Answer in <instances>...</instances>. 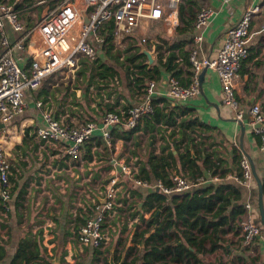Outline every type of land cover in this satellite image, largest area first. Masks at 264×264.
<instances>
[{
	"label": "crops",
	"instance_id": "obj_1",
	"mask_svg": "<svg viewBox=\"0 0 264 264\" xmlns=\"http://www.w3.org/2000/svg\"><path fill=\"white\" fill-rule=\"evenodd\" d=\"M0 1L6 2L8 0ZM51 4L50 0H44V2L33 0L32 3L18 8L19 17L25 29L35 24ZM255 4L260 6V11L251 21L248 54L241 61L233 83L234 94L238 102V109L242 111V118L237 119L234 115L235 111L225 101L219 76L212 68L207 67L204 73L199 95L187 102L178 103L167 96V81L170 73L157 61L161 53L165 58L168 52L164 51V42L174 43L176 41V43H181V41H185V43L182 42V46L188 50L192 47L197 48L199 57L213 58L222 45L227 29L236 22L245 8ZM202 6H213L216 9V15L205 28L196 30L192 26L191 32L186 36L177 32L178 26L183 27L182 22H179L176 28H168L160 19H143L133 33L126 35L122 41L115 40V60L106 55L104 49L97 48L96 45L98 54L94 62L100 60L102 63L115 68V90L112 92H110V86L97 84L90 80L94 65H92L93 61L91 62L86 58L84 61L87 64L85 65L82 63L83 61H80L75 71L62 68L47 76L38 89H27L25 96L28 105L25 110L9 121L4 122L0 119V144L5 150L12 168L9 210L5 212L4 209H0V238L5 245V255L0 260V264L12 263L21 240L29 239L33 242L38 236L42 238L41 243L45 247L48 263L56 252L60 254V264L61 262L69 264L95 263V248L80 246L75 235V230L79 227L76 222L78 219L83 222L85 214L82 210H78L75 218L71 215L72 201L75 191L82 181V176L85 175V166L77 164L68 169L64 157H50L59 153V150L52 148L42 152L39 150L41 142L36 137L35 129L41 123V115L36 102L42 100L49 106L51 105L56 116L67 117L69 121L95 118L99 113L106 110V104H110L116 109L123 108L125 105H135L138 102L139 90L137 89L136 92L135 88H131L127 84L126 71L128 73V69L133 68V63H129L126 58L127 55L135 53V45L140 53L139 44H142L144 38L147 41L146 48L155 55V60L150 66L146 65L147 58L144 56V64L150 70H153L155 66L158 68V74H155L154 79H152L155 82L153 97L154 99H164L156 105L162 106L166 101L171 107L177 108L179 106L181 111L185 113L176 116V122L182 117L208 126V129L201 127L200 131L197 129L191 133L195 138V147L190 146L189 151L198 171L190 174L186 171L185 174L193 179L201 176L205 180L189 192L208 186L233 184L241 194L239 204L243 207L245 204H249L251 207L249 211L245 210V216L249 214L255 222H258L255 179L252 176L245 183L239 184L232 176L236 175V170L239 168L238 160L235 157L242 151L250 156L261 181L264 176V149L261 148L248 113L249 108L254 104H259L261 108H264V0H236L232 11L223 8L220 0H200V7ZM4 30L11 42H15L20 36V33L13 31L7 22L4 24ZM199 32L202 33V39L196 43L193 35ZM159 46L163 47L159 48ZM3 51L4 48L0 46V54ZM14 57L18 59L21 67L27 72L30 60L25 51L16 49ZM82 58L85 57L81 55L80 59ZM164 58L162 59L163 62ZM180 60L181 58L178 56V65H182L180 77L184 80L188 77L190 67L185 68ZM76 76L78 81H75ZM131 77L132 75H130ZM149 80H144V86ZM45 81H47L46 84ZM81 83L84 87L80 86ZM45 87L47 88L43 91H47V93L40 95L41 88L45 89ZM44 98L46 99L43 100ZM70 99L74 101H69ZM85 99H87L89 106L85 105ZM84 110L87 111V114L84 113ZM172 128V125L164 124L161 121L153 123V128L149 129L143 123V119L139 122L138 128L131 134L127 132V129L115 128V131L113 130L115 158L128 159L129 155H135L140 163V160L145 161L150 153L165 155L172 151L176 156L175 145L181 151L185 143L178 142V133L173 137H167ZM240 144L242 145L240 146ZM162 147H164L163 151H161ZM206 155L214 165L219 166L216 170L218 173H224L223 177H219L218 174L214 175L215 169L212 168L215 167H210L209 163L207 165L204 163ZM95 167V169L108 170L110 160L105 156L103 160L98 161ZM117 170L118 168H115V173L117 172L119 183L123 186L121 178L124 179L126 176ZM172 172L175 171L172 170ZM43 174L47 176L45 177ZM128 181L130 180L128 179ZM62 183H65V186H61ZM130 183L131 187L124 192H128L131 199L137 201L138 204L141 203L142 206L145 194L150 189L133 186L131 181ZM84 187L93 194L96 180L89 183L85 182ZM0 204L2 205L1 202ZM85 204L87 203L85 202ZM230 208L231 206H228L224 214H229ZM143 216L148 218L149 214L144 212ZM139 217L140 214L130 217L129 213L117 218L118 224L122 222L121 225L125 223L127 227L123 231L115 230L118 233L113 238L112 244L107 249H100L102 252L99 254L101 262H103L104 256H107L109 264L112 247L114 248L113 258L116 262L120 261L122 253H124L125 258L129 247L133 245L130 236L135 224H139ZM231 234L232 232L222 236L224 239L219 240L222 245H219L215 251H209V245H206L205 253L197 256V264H230L231 262L251 264L249 263V259L252 258L249 254L251 251L257 255V258H261L264 253V240L262 238L255 239L252 249L250 246H243L237 235L228 238ZM118 240L124 241V245L118 244ZM28 247H30L29 250L35 251L32 245L29 244ZM115 255L120 257L115 259ZM129 259L130 257H128ZM13 264L33 263L31 261L26 263L25 260L16 258ZM136 264H140L139 261Z\"/></svg>",
	"mask_w": 264,
	"mask_h": 264
},
{
	"label": "built area",
	"instance_id": "obj_2",
	"mask_svg": "<svg viewBox=\"0 0 264 264\" xmlns=\"http://www.w3.org/2000/svg\"><path fill=\"white\" fill-rule=\"evenodd\" d=\"M18 1L0 2V46L4 48L0 54V119L4 122L25 110L28 105L25 96L27 89H38L47 76L62 68L75 71L78 68L75 56L83 55L89 61H94L97 56L95 45L103 42L97 30L104 22L113 20L114 42H119L126 35L133 33L143 19H160L168 28H176L179 25L178 12L182 3V0H58L56 4L49 5L32 28L25 29L15 7ZM235 1L220 0V3L223 8L232 11ZM259 11L258 4L245 8L236 22L227 29L215 57L201 58L197 48L192 47L188 56L192 72L191 83L182 86L169 75L167 96L178 103L187 102L199 95L201 89L198 78L202 68L206 66L217 72L225 101L235 111V117L242 118L233 83L241 61L248 54L251 21ZM216 13L213 6L200 7L196 13L194 28H205ZM5 22L13 31L20 33L15 42L8 39L4 30ZM193 39L196 43L201 41L202 33H194ZM142 41L144 42L145 38ZM16 49L24 50L29 57L27 72L14 57ZM154 94L155 82L149 80L139 90L138 102L135 105L119 108L117 111L104 110L95 118L73 121H69L67 117L56 116L51 105L42 100L36 102L41 115V123L35 129L36 137L41 142L39 150H59V153L50 157H64L68 169L77 164L85 166V175L75 191L71 208L73 218L77 216L78 210L85 214L76 236L82 247L91 246L102 250L109 241V222L128 213L123 211L131 207V196L123 191L115 168H118L117 171L124 174L133 186L159 191L167 199L189 192L205 180L203 177L192 179L186 174H174L171 186L164 185L159 179L148 182L136 177L140 166L137 156L129 155L128 159L115 158L113 130L134 128L145 115L152 113L155 106L152 101ZM248 113L261 148L264 149V110L259 104H254ZM257 124L259 126H256ZM105 156L110 160V168L103 169L104 171L101 168L95 169L98 161L103 160ZM239 167L241 176L232 177L239 184H243L252 177L249 160L243 153ZM11 174V164L0 144V202L5 212L9 210L11 199ZM92 180H96L93 194L84 187L85 182ZM61 186H65V183ZM244 209L249 211L251 207L245 204ZM239 227L243 246H251L256 238L264 240L261 225L249 214L244 216Z\"/></svg>",
	"mask_w": 264,
	"mask_h": 264
},
{
	"label": "trees",
	"instance_id": "obj_3",
	"mask_svg": "<svg viewBox=\"0 0 264 264\" xmlns=\"http://www.w3.org/2000/svg\"><path fill=\"white\" fill-rule=\"evenodd\" d=\"M12 1L13 0H8L6 2L11 3ZM32 1L33 0H19L16 3L17 10L20 7L32 3ZM199 9L200 0H182L179 7V22L183 23V27L178 26L177 32L185 36L191 32L192 26L194 27L196 13ZM33 26L34 24L31 25L30 28ZM113 31V20L110 19L104 22L99 30H97L103 42L96 45L97 48L104 49L105 54L111 56L115 60V55L112 53L115 47ZM182 42L185 43V41H181V43H176V41H174V43L164 42V51L168 52L165 58L163 53H161L157 61L179 82V84L188 86L192 81L191 63L188 59L190 49L188 50L182 46ZM162 47L163 46H159V48ZM134 48L135 53L127 55L128 57L126 58L129 63H133V68L128 69L129 72L127 73L126 71V75L127 84L131 88H135L137 92V89L140 90L144 86L145 79H154V75L158 74V68L155 66L153 70L147 69L144 64V55L138 52V47L136 45ZM178 56H180V61H182L185 68L190 67L188 77L184 80L180 77L182 65H178ZM163 58L165 59L164 62L162 61ZM82 59L84 60L86 58ZM82 63L85 65L87 64L85 61ZM92 65H94V68H92L90 80L97 84L101 83V85L110 86V92L115 90V68L102 63L100 60H96V62L93 61ZM130 75H132L131 78ZM75 81H78L77 76L75 77ZM46 82L47 81H45V84ZM83 83L85 84V82ZM46 88L47 87H45V89L41 88L39 94L45 95L47 91L43 90H46ZM45 99L46 98L43 100ZM152 101L155 105L153 112L142 118L145 126L152 129L153 123L161 121L164 122V124L172 125L173 128L167 134V137H173V135L178 133V142H184L185 145L181 151H179L178 146L175 145L177 151L176 156L172 151H169L165 155H162V153L158 155L150 153L145 161L140 160L139 173L136 177L148 182L159 179L164 185L171 186L172 176L174 174H185L186 171L190 174L198 171L195 161L191 158L189 151L190 146L192 148L195 147V138L191 133L195 132L197 129L200 131L201 127L208 129V126L198 121L191 120L190 118H188L190 120H186L181 117L180 120L176 122L175 117L185 113L181 111L179 106L177 108L171 107L169 102L166 101L164 105L157 106L156 104L158 102L164 101L162 98H153ZM127 107L129 106L125 105L123 108ZM262 109L264 110V108ZM106 110L117 111V109L110 104H106ZM138 124L134 128L128 129L127 132L130 134L133 133L138 128ZM187 129H190V131H187ZM199 145H201V143H199ZM86 148V151H88L89 145H87ZM163 150L164 147L161 148V151ZM240 157L241 153L235 157L238 160V164ZM204 163L206 165L209 163L210 167H215L212 168L215 169L213 172L214 175L218 174L219 177L224 176V173L217 172L216 169L219 168V166L217 167L214 165L209 160L208 155H206ZM172 170L175 172H172ZM236 172L237 176H241L240 167L237 168ZM11 179L12 176L10 175V180ZM122 181L128 180L122 179ZM262 184L264 198V176ZM129 186L130 185H123V191H126ZM240 200L241 194L238 188L229 183L198 188L186 194L174 195L169 199L159 191L149 190L145 194L140 208L138 207L137 201L132 202L134 211L130 213V217H133L135 214H140L139 224H135L133 232L131 233L130 241L133 242V245L129 247L122 264H136L137 261H139L140 264H197V256L198 254L205 253L207 250L206 245H209V251H215L219 245H222L221 241L224 239L222 237L223 235L232 232L231 236L228 238H233L236 235L238 238L240 237L239 223L246 213L243 205L239 204ZM19 203L21 204V202ZM234 203H236V205H234ZM228 206H231L230 212L229 214H224ZM0 207V209H3L1 204ZM144 212L149 214L148 218H144ZM76 223L80 225L82 222L78 219ZM115 224L119 226L118 219H115ZM125 227L127 226L123 223L122 227H119V230L123 231ZM77 232L78 228L75 230L76 236ZM219 234L220 236H218ZM41 239L42 238L38 236L33 242L29 239L24 241L21 240L19 242L18 252L15 254V258L11 264H13L16 258L25 260L26 263L31 261L33 264H49L47 260L48 256L45 255V247H43ZM220 239L221 241L219 242ZM239 240L242 242L241 237ZM29 244L32 245L35 251L29 250ZM118 244L124 245V241L118 240ZM4 247V242L0 238V260L5 255ZM26 247L28 248L26 249ZM94 253V264H108L107 256H104L103 262L100 261L99 254L102 252L98 248H95ZM119 257L120 256L115 255V259ZM128 257H130L129 260ZM256 258L257 256L252 257L250 260L254 262ZM61 264L69 263L61 262Z\"/></svg>",
	"mask_w": 264,
	"mask_h": 264
},
{
	"label": "water",
	"instance_id": "obj_4",
	"mask_svg": "<svg viewBox=\"0 0 264 264\" xmlns=\"http://www.w3.org/2000/svg\"><path fill=\"white\" fill-rule=\"evenodd\" d=\"M85 21H87V19H85ZM139 48H140V53H142L144 56H146L147 61H146V65L150 66L153 64L154 60H155V55L152 51H150L149 49L146 48V46L144 44H139ZM207 67H203L200 74H199V84H201V80L204 76V73L206 72ZM256 126H259V124H257ZM243 131V128H242ZM242 144H240L241 146ZM241 148V147H240ZM241 153H243L249 160V164H250V168H251V173L253 178L256 181L257 184V211H258V222L261 225V227H264V198H263V184L261 179L259 178V176L256 173L255 167L253 165V161L251 160L250 156L245 152L242 151ZM102 201H104L102 199ZM141 206V203L138 204V207ZM158 213V212H157ZM113 250L114 248L112 247L110 250V258H109V264H122L123 260H124V253H122L120 261L116 262L113 258ZM50 264H60V254L59 252H56L55 255L53 256L52 259L49 260ZM264 264V258L262 260V263Z\"/></svg>",
	"mask_w": 264,
	"mask_h": 264
},
{
	"label": "rangeland",
	"instance_id": "obj_5",
	"mask_svg": "<svg viewBox=\"0 0 264 264\" xmlns=\"http://www.w3.org/2000/svg\"><path fill=\"white\" fill-rule=\"evenodd\" d=\"M54 1H52V4L51 5H54V4H56V2H58V0L57 1H55L54 3H53ZM146 39H145V41L143 42L142 41V44H144V45H146ZM115 46V45H114ZM114 55H115V47H114V49H113V52H112ZM98 54V53H97ZM80 56L81 55H78V56H75V59H77V62L78 63H80V61H84L83 59H80ZM83 56V55H82ZM84 57V56H83ZM86 58V57H85ZM67 80V79H66ZM60 87H61V85H59ZM80 86L81 87H84V85L81 83L80 84ZM72 96V95H71ZM69 101H74L73 99H70ZM84 103H85V105H87V106H89L88 105V103H87V99H85L84 100ZM81 107V106H80ZM84 113L85 114H87V111L86 110H84ZM106 178V177H105ZM124 179L125 180H128L126 177H124ZM121 182L125 185V186H128V185H130L129 186V188L131 187V183H130V181H122V178H121ZM123 193V192H122ZM121 193V194H122ZM120 194V197L122 196ZM122 198V197H121ZM132 202H134V200H130V203H131V207L130 208H127V209H125L123 212H125V211H127L128 213H124L123 214V216H125L126 214H129V213H131V212H133L134 211V207L132 206ZM133 210V211H132ZM246 218V217H245ZM110 223V227H109V241H108V243L106 244V246L102 249V250H104V249H107L111 244H112V242H113V238H115V235L118 233H116V231H117V229L119 230V228H118V225L117 224H115V220L114 221H111V222H109ZM121 223L122 222H120L119 223V225H121ZM119 227H122V225L121 226H119ZM116 230V231H115ZM120 231V230H119ZM262 231H263V233H264V227H262ZM239 235H240V237H241V233H239ZM239 237V238H240ZM250 248H252L253 249V244L250 246ZM100 250V249H99ZM250 254V258L251 257H255V256H257L254 252H250L249 253ZM263 258H264V253H263V255L261 256V258L259 259V258H257L256 260H254V262L253 261H251L250 259H249V263H251V264H261L262 263V260H263ZM97 264H99V263H97ZM230 264H239L238 262H231Z\"/></svg>",
	"mask_w": 264,
	"mask_h": 264
}]
</instances>
